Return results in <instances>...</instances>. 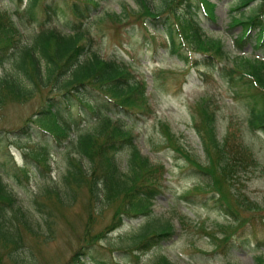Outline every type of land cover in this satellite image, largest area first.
Segmentation results:
<instances>
[{
	"label": "trees",
	"instance_id": "obj_1",
	"mask_svg": "<svg viewBox=\"0 0 264 264\" xmlns=\"http://www.w3.org/2000/svg\"><path fill=\"white\" fill-rule=\"evenodd\" d=\"M100 1L104 0H84L83 6L72 3L73 20L65 25L66 30L46 27V22H40L29 41L24 39V23L38 22L35 10L39 0H31L24 9H16L13 13L0 10V66L10 62V69L0 77V103H26L37 96L41 98L39 108L14 132L31 141L38 140L31 142L34 147L30 151L25 149L23 156L33 158L40 166L48 158L49 143L65 149L69 168L60 184L46 189L43 195L53 198L59 208L68 209L77 202L78 191L84 189L87 193L84 205L87 220L80 237L86 247L82 246L68 264H79L80 258L86 256L83 250L106 239L109 233L123 225L125 219L152 215L153 203L162 193L160 180L166 173L162 164H151L148 158L140 155L130 129L132 118H146L154 112L145 81L139 78L131 62L117 57L105 59L92 50L94 40L83 22L90 17V7L96 8ZM133 1L137 5L136 11L124 6L120 14H100L98 18L106 16L118 24L132 19L146 33L149 25L162 35V48L185 67L189 64L186 52L197 53L209 62H232V68L221 66L216 69L217 74L232 89H238V83L247 79L244 88L251 99L247 127L251 132L264 133V63L242 55L244 46L251 39L256 50L264 49V0L229 2L233 6L228 27L241 28L233 41L240 54L235 58L223 50L220 41L207 37L194 18L200 6L210 19H216L214 4L208 0H160L152 6L148 0ZM255 2H260L257 11L240 18L239 11L250 8ZM51 13L54 9L44 5L47 22ZM193 66H197L196 61ZM233 94L238 97L241 92L235 90ZM206 104L203 100L198 108L201 117L195 122L194 129L201 138L207 165L192 159L181 147H175V151L196 171L210 178V191L217 195L225 213L240 226L247 218H239L244 206L239 200L240 195L232 188L239 171L252 161V154L242 143L232 141L231 134L222 139L217 137L214 112L209 111ZM73 111L79 119L73 118ZM80 122L89 124V128L82 130ZM168 130V127L164 128L165 133ZM127 151L126 171L123 172L120 157ZM29 175L27 166L15 167L10 160L0 161V242L6 248L21 247V231L40 236L38 228L41 224L18 204L5 182V179H13L22 185ZM38 203L35 205L44 213L42 204ZM104 207L112 209L110 224L103 231L92 234L91 225ZM51 216L49 212L42 216V223L49 230ZM236 230L237 227L226 226L221 239L213 238L218 241L217 249L226 251ZM173 231L169 221L146 226L134 236L133 246L137 251L154 248L172 237ZM155 264L174 263L162 256ZM257 264H264L263 256L257 258Z\"/></svg>",
	"mask_w": 264,
	"mask_h": 264
},
{
	"label": "rangeland",
	"instance_id": "obj_2",
	"mask_svg": "<svg viewBox=\"0 0 264 264\" xmlns=\"http://www.w3.org/2000/svg\"><path fill=\"white\" fill-rule=\"evenodd\" d=\"M31 0H0V10L13 13L24 9ZM84 0H39L36 7V22L24 23V39L37 31L38 24L46 22V27L66 30L65 25L73 20L70 6L77 3L83 6ZM152 6L160 0H148ZM215 4L216 19L210 20L198 6L195 18L214 41H220L225 52L235 58L233 40L240 27L228 28L231 0H208ZM54 9L47 22L43 6ZM126 6L137 10L133 0H104L94 8L90 7V17L83 25L94 40L93 51L107 58H122L133 64L140 79L146 83V92L153 107V114L146 118H132L130 129L135 135V145L141 156L147 157L151 164H162L166 173L160 184L162 193L153 203V214L134 219H125L123 225L109 233L106 239L83 250L79 264H155L164 256L174 264H257V258H264V133L251 132L247 127L249 92L245 81L232 89L218 74L217 68H232V62L206 61L196 53L189 56L187 67L175 56H170L162 48V37L148 25L147 33L135 20L118 24L111 18L100 14H120ZM260 2L239 11V17H247L257 11ZM157 28V27H156ZM151 37H154L151 40ZM251 39L244 46L243 54L250 60L264 62V49L255 50ZM185 51V50H184ZM197 66H193V62ZM213 65L215 66L213 68ZM193 66L192 70H189ZM10 69V62L0 68V77ZM239 90L240 96L234 97ZM257 91V90H256ZM207 101L209 111L214 112L217 137L222 139L231 134L232 141L242 143L251 154L252 161L240 170L232 188L237 192L244 206L241 217L244 224L235 223L223 210L217 195L210 191L211 180L207 175L196 171L175 147H181L192 159L203 166L207 165L203 145L195 122L200 121L198 108ZM41 98H33L26 103H0V161L10 160L15 167L27 166L29 179L19 185L13 179H5L17 202L41 224L39 237L21 231L23 242L20 248L4 247L0 242L1 264H68L73 255L83 246V233L87 215L84 205L87 193L77 192V202L71 208H59L53 198L44 196V191L60 184L69 168V158L63 148L49 143V155L44 164L37 165L33 158L25 159L23 151L33 148L24 135L14 134L40 106ZM73 118L77 117L73 111ZM82 130L89 128L83 124ZM168 127L165 133L164 128ZM30 151V150H29ZM129 151L123 153L121 171L125 172L124 160ZM84 165L86 161L82 160ZM23 181V180H22ZM198 187V189H195ZM201 188V190H200ZM43 195V196H42ZM42 204L44 213H52L48 219L50 230L42 223V213L35 205ZM223 207V209L221 207ZM111 208H102L91 225L92 234L103 231L110 224ZM169 221L173 225V236L158 246L145 250L133 246V238L146 226H156L158 222ZM71 223V226L69 223ZM226 226L237 227L227 250L217 249L213 238H222ZM15 260L17 263H15Z\"/></svg>",
	"mask_w": 264,
	"mask_h": 264
}]
</instances>
